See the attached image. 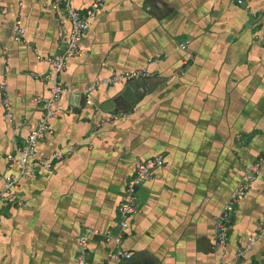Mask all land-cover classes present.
<instances>
[{
	"label": "crops",
	"instance_id": "1",
	"mask_svg": "<svg viewBox=\"0 0 264 264\" xmlns=\"http://www.w3.org/2000/svg\"><path fill=\"white\" fill-rule=\"evenodd\" d=\"M54 1L0 0V191L20 172L8 155L42 118L36 98L51 94L45 58L71 28ZM94 1L73 4L85 11ZM262 34L264 0H105L61 76L76 92L56 102L54 132L35 158L64 156L22 177L25 205L0 199V264H78L86 228L98 230L86 264H105L128 180L139 161L159 156L123 239L132 256L109 264H264V164L237 204L225 252L216 242L218 216L264 148ZM140 68L152 72L141 96L116 83L85 101L96 77Z\"/></svg>",
	"mask_w": 264,
	"mask_h": 264
},
{
	"label": "built area",
	"instance_id": "2",
	"mask_svg": "<svg viewBox=\"0 0 264 264\" xmlns=\"http://www.w3.org/2000/svg\"><path fill=\"white\" fill-rule=\"evenodd\" d=\"M74 0H55L54 6H63L67 10L68 18L71 22V28L65 36L63 47L53 56L45 58L50 64L51 69L44 75V79L52 85L51 94L49 96H40L36 98L38 103H41L45 110L42 118L37 126L30 128L27 140L21 146H17L15 152L8 155L12 162H18L20 165L19 174H9L4 179L3 189L0 191V199L3 198L11 204L25 205L19 195V187L22 177L36 174L42 167L50 169L54 165V161L61 159L64 156L63 151L53 153L51 159L39 160L35 156L40 150L41 141L48 135L54 132L51 126V119L58 116L60 110L55 107L56 102L65 93L76 92V88L66 85L62 82L61 76L67 67L68 59L77 56L81 53V42L86 31L89 28V20L101 9L105 0H95L92 5L85 11L78 10L73 4ZM243 2V0H239ZM16 32V40L20 41L23 38L24 28L20 22L14 26ZM264 42V34L260 36ZM185 48L186 44H181ZM152 76L147 68L134 69L130 71L115 72L107 77H96L92 84L83 90V96L87 103L92 102L93 93L100 85L129 83L134 80L146 79ZM3 96L2 102L7 109L8 116L12 119L14 116L12 106L10 104L7 80L1 84ZM116 116V115H114ZM164 159L162 157L149 158L144 161H139L136 164L135 172L128 180L123 198L118 206V227L116 231L107 234L108 240L115 243V248L107 254L106 263L111 261L130 258L131 252L122 247L125 233L130 228L131 218L139 212V186L150 180L153 176L155 168L162 166ZM264 164V148L262 153L256 160L250 164L243 178L238 182L234 192L228 198L224 208L216 222V242L223 252L228 247L229 233L233 217L236 211L237 204L247 194L255 180L261 173ZM98 230L86 228L78 238L79 252L78 264H86L89 253V243L91 236L97 234ZM255 238L252 237L251 240Z\"/></svg>",
	"mask_w": 264,
	"mask_h": 264
},
{
	"label": "water",
	"instance_id": "3",
	"mask_svg": "<svg viewBox=\"0 0 264 264\" xmlns=\"http://www.w3.org/2000/svg\"><path fill=\"white\" fill-rule=\"evenodd\" d=\"M145 86V81L143 79L136 80L134 82H130L127 87V91H135L136 92V97L142 95V90L139 89V87H144ZM146 91V90H144ZM124 97L127 98L128 96L126 93L124 94Z\"/></svg>",
	"mask_w": 264,
	"mask_h": 264
}]
</instances>
